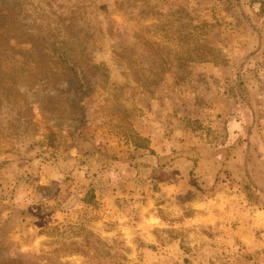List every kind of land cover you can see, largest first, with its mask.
Instances as JSON below:
<instances>
[{
  "label": "rangeland",
  "instance_id": "374dc122",
  "mask_svg": "<svg viewBox=\"0 0 264 264\" xmlns=\"http://www.w3.org/2000/svg\"><path fill=\"white\" fill-rule=\"evenodd\" d=\"M255 61L264 0H0V264H202L182 159L227 154Z\"/></svg>",
  "mask_w": 264,
  "mask_h": 264
},
{
  "label": "crops",
  "instance_id": "0c3cea01",
  "mask_svg": "<svg viewBox=\"0 0 264 264\" xmlns=\"http://www.w3.org/2000/svg\"><path fill=\"white\" fill-rule=\"evenodd\" d=\"M247 62L253 63V59ZM254 63L259 66V70L250 74L244 67L240 74L243 91L251 97L252 102L249 100L248 105L232 106L234 119L229 122V135L225 138V144L229 145H225L229 149L227 154L213 152L210 156L182 159L184 165H193L196 175L213 180L211 188L190 190L196 194V200L190 203L191 207L198 209L195 211L197 217L189 220L196 219V223L207 230L201 236L204 245H198L196 250L202 252V264H264V65L260 67L257 61ZM232 66L233 62L230 61L226 68L212 67L213 76L221 82H231L235 77ZM255 98L261 99L260 105L255 104ZM147 127L153 131L148 133L151 142L158 143L160 129L152 125ZM238 130L245 133L254 131L255 136L252 133L250 137L243 136L241 139ZM242 145H245L244 152L238 149ZM179 158L182 156H174L173 160ZM222 174L227 176L228 181L214 185V180ZM176 184L173 183L169 193ZM179 189L183 193L182 187ZM141 235L144 238L142 240L138 236V242H156L151 232L142 231ZM170 242L165 243L163 257L165 259L168 256L172 264ZM141 248L138 250L141 257H136L135 250L138 264H155L157 255L161 256L162 253L157 254V250L148 243H143Z\"/></svg>",
  "mask_w": 264,
  "mask_h": 264
},
{
  "label": "trees",
  "instance_id": "16d2710c",
  "mask_svg": "<svg viewBox=\"0 0 264 264\" xmlns=\"http://www.w3.org/2000/svg\"><path fill=\"white\" fill-rule=\"evenodd\" d=\"M5 9H6V8H5ZM64 60H65V59H64ZM198 61H209V60H208L207 58H203V57H201L200 60H198ZM74 66H75V65L73 64V66H71L70 69L74 68Z\"/></svg>",
  "mask_w": 264,
  "mask_h": 264
}]
</instances>
